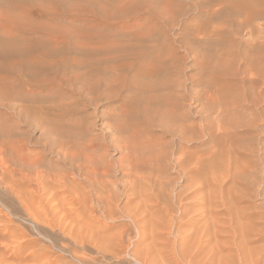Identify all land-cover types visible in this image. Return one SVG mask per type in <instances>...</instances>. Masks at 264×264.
Wrapping results in <instances>:
<instances>
[{"label":"rangeland","instance_id":"374dc122","mask_svg":"<svg viewBox=\"0 0 264 264\" xmlns=\"http://www.w3.org/2000/svg\"><path fill=\"white\" fill-rule=\"evenodd\" d=\"M208 1L213 0H0L1 264H187L181 253L211 215L223 211L236 176L251 186L239 207L258 205L256 211L264 214V47L256 31L263 20L240 29L225 15L205 19L196 6ZM209 2L203 6L218 8ZM257 2L228 0L223 6L257 12ZM214 25L216 35L203 34ZM218 40L226 46L216 47ZM153 62L173 68L176 83L169 90L171 78L163 74L168 87L154 96L155 103L147 102L145 120L170 95L182 106L180 126L191 121L196 127L192 142L174 141L156 121L141 126L133 119L128 98H140L143 89L134 70ZM123 109L130 116L121 119ZM73 113L89 129L85 137L99 143L95 158L73 142L82 134L70 120ZM218 123L230 126L228 137L214 133L208 139L198 129ZM124 135L133 143L125 145ZM135 139L163 148L168 171L138 172L132 163ZM222 152L232 159L231 176L215 184L210 166L220 163ZM189 153H197L196 159L191 155L194 162L173 163L175 155ZM216 153L222 157L212 159ZM107 202L116 207L111 218ZM135 217L143 222L142 232Z\"/></svg>","mask_w":264,"mask_h":264},{"label":"bare ground","instance_id":"6f19581e","mask_svg":"<svg viewBox=\"0 0 264 264\" xmlns=\"http://www.w3.org/2000/svg\"><path fill=\"white\" fill-rule=\"evenodd\" d=\"M216 1V5L218 6V10L213 9V8H204L203 3L197 4V9L199 11H201L202 13L205 14V17L208 19L209 17H211L210 20H213L215 18V15L217 17V15H225V17L223 18L226 21H230V23L234 22L236 23L240 29H243L246 26H250L252 25V21L254 20H263L262 23L259 24L258 26V30L259 31V35H262L263 37H260L261 40V47H264V0H258L257 2V6L259 8V11H251L249 8L250 7H242V9L239 7H235L236 9H230L228 7H224L226 3H228V0H213ZM213 1L209 2V3H213ZM232 1V0H231ZM246 1V0H244ZM208 2H205L208 3ZM215 3V2H214ZM230 3V1H229ZM248 3V2H246ZM224 5V6H223ZM249 5V4H248ZM234 10V11H232ZM225 11V12H223ZM241 12L245 13L246 16H242ZM219 19V18H218ZM224 23V22H223ZM215 26V25H214ZM220 26V25H219ZM195 31V30H194ZM197 33H201L199 29L196 30ZM210 31V32H209ZM208 32L203 33L204 35L207 36H212L216 35L219 32V28L218 27H213L210 28ZM250 32V31H249ZM253 32V31H252ZM252 32L250 34H252ZM258 33V32H257ZM217 37V36H216ZM219 38V37H218ZM242 41L246 44L247 42H249L246 39H242ZM216 47H224L226 46V43L224 41H217L215 42ZM173 49H171L172 51ZM175 54V53H174ZM175 56V55H174ZM149 58V57H148ZM171 58V57H168ZM134 75L136 76L134 79L138 82L139 85H142L143 89L140 92V98L136 97L135 98H128V107H132L134 109V115H133V119L138 122L139 125L141 126H149L151 124H153L155 121L159 124V126L161 127L160 129H162L164 132L166 133H172V137L174 139V141L178 142V141H187V142H192L191 139L192 138V134H193V128L195 127L191 121H189V123L185 124V127H181L180 126V119L178 118L177 112H179V110L182 108L181 105L177 104L176 102H174L175 98H171L170 95H164L166 98H161V100L163 99V102H161L160 104L163 105L164 107H160L155 113L153 112L151 115H154L153 117L151 116V118L146 121L145 118H148L147 115H149V113L146 114V111L148 108H150V103L154 102V96L156 95H160L162 96V94H157L159 92H163V89H166V87H168L169 90H173L174 84L176 82L172 81L173 75H174V70L173 68L166 67V65L163 63L161 64H154L151 66H144V67H139V69L134 70ZM166 75L167 77L171 78V81L168 82L170 83L168 86H166L165 83H163V78L162 76ZM175 79V78H174ZM173 83V84H172ZM165 84V85H163ZM178 84V83H177ZM226 89V88H225ZM224 89V90H225ZM228 90V89H226ZM225 90V91H226ZM177 91V90H176ZM220 91V90H219ZM223 91V89H222ZM176 93V92H175ZM231 93V91H230ZM164 94V93H163ZM223 94V92L221 93V95ZM226 96V95H225ZM100 98V96L98 97V99ZM157 98V97H156ZM97 101V100H95ZM150 102V103H147ZM135 104V107H133L132 105ZM153 104V103H152ZM234 107V106H233ZM192 112V109H191ZM119 116L122 117L121 119H123L124 115H129L130 116V111L128 110H120L119 112ZM218 112L214 111V114H217ZM60 114V113H59ZM211 116L213 115L212 112L209 113ZM72 115H75L76 119L72 120L71 117ZM188 115V114H187ZM193 115H195V113H193ZM192 115V116H193ZM82 116V115H81ZM150 116V115H149ZM186 117V116H185ZM184 118V117H183ZM129 119V118H128ZM186 119V118H184ZM194 119V117H193ZM229 119V117H228ZM22 120V119H21ZM70 120L72 122H75V126L74 129L76 130V127L78 128V130L82 133L81 135H77L74 138L73 142H79L82 145L81 151L82 153H85L88 151L93 158H95L96 156V152L95 149L98 147L97 143H94L93 139H87L85 137V134L89 131L88 128H84L81 126V123L83 121L82 117H79L77 115V113H73L70 116ZM189 120V119H188ZM187 121V119H186ZM214 121V120H213ZM70 122V121H69ZM129 122V121H128ZM231 122V121H230ZM214 123V122H213ZM41 127V126H40ZM116 128L118 130L123 129V133L126 131V129L124 128V126H122V124L120 123V121H118V125L116 126ZM127 128V127H126ZM196 128V127H195ZM230 126L226 125L225 123H218L215 125V127H211V126H204L202 127V125L198 126V129L200 131V133L206 134L207 137H212V134L216 133L217 135L219 133H225L226 136L228 135V130H229ZM128 130V128H127ZM195 131V130H194ZM155 133V132H154ZM157 133V132H156ZM141 133H139L140 135ZM151 137L157 138L158 140L162 139V138H158L156 135H153V133H150ZM198 134V133H197ZM83 135V136H82ZM137 136V135H135ZM141 136V135H140ZM143 136V135H142ZM145 136V135H144ZM220 135L218 136V138H222ZM160 137V136H159ZM197 138V136H195ZM204 137V136H203ZM208 137V139H209ZM228 137V136H227ZM95 138V137H94ZM223 139V138H222ZM125 141V145L129 144V140L125 138L124 135V139ZM153 140V139H152ZM157 140V141H158ZM218 140V139H217ZM221 140V139H220ZM153 141H156L155 139ZM173 141V142H174ZM209 141V140H208ZM216 141V140H213ZM69 142V141H68ZM131 143H133V139L130 140ZM234 142V141H233ZM162 143V142H161ZM217 144L218 141L216 142ZM69 144V143H68ZM134 145L135 147L133 148L134 152H135V157H132V163L134 164L135 169L138 172H145L147 169H152L153 171H156L157 173L160 172H164V171H168L167 166L166 168L163 166L162 161H165L166 158H169L168 155L164 157V151L163 148L162 150L157 151V144H154L152 141H143V143H139L138 139L134 140ZM154 144V145H153ZM176 144V143H175ZM212 144H215L212 143ZM216 144V145H217ZM225 144V143H224ZM232 144V143H231ZM167 145V144H166ZM221 145V144H220ZM227 145V144H226ZM71 146L69 145L68 148H70ZM229 148V147H228ZM154 149V150H153ZM160 149V148H158ZM221 150V149H220ZM156 152V155H155ZM228 152V151H227ZM224 152H222L223 154ZM230 154V152H228ZM237 153V152H236ZM79 153H77L76 151H73V155H77ZM137 154V156H136ZM152 154V155H151ZM167 154V153H166ZM165 154V155H166ZM220 154L218 156V153H216L215 156H212V159H217L222 157ZM196 159V155L197 153H192L189 155H180L176 156L175 155V165L177 167H184L187 166V162L186 160H193L192 156ZM128 159L130 161L131 157H130V153L127 154ZM143 156H146L143 157ZM173 156V155H172ZM41 159V158H39ZM173 158H170V160L172 161ZM149 160H151L152 162H149ZM232 160L228 155L223 154L222 159H220V163L218 164L215 163L213 165H211L210 167V175L211 178L213 179V181L216 183H219L222 179L227 178L228 176L230 177V170L229 168H231V161ZM219 161V160H218ZM43 162V161H42ZM86 162V160H85ZM83 162L81 164V166L83 167L82 170L86 169V163ZM166 162V161H165ZM163 162V163H165ZM169 162V161H168ZM194 162V160H193ZM192 162V163H193ZM240 162H243L242 160ZM191 163V162H190ZM230 163V164H229ZM168 164V163H167ZM195 164V163H194ZM40 165V164H39ZM102 165V164H101ZM105 165V164H104ZM151 166V168L149 167ZM243 166V165H242ZM193 167V164H192ZM37 168V167H36ZM42 168V167H41ZM91 168V167H90ZM103 168V167H102ZM177 169V168H175ZM192 169V168H191ZM93 170V169H92ZM104 170V169H103ZM193 170V169H192ZM209 170V168H208ZM232 170V168H231ZM236 170L239 172L240 170V166L237 165L236 166ZM3 171V170H2ZM81 171V170H80ZM95 171V170H94ZM236 171V173H237ZM84 172V171H83ZM221 172V173H220ZM223 172V173H222ZM171 173V172H170ZM201 173V172H200ZM219 173V174H217ZM232 173V172H231ZM95 174V173H94ZM220 174H224V177H220L218 178V176ZM236 175H240L239 173L235 174ZM245 175V174H244ZM243 175V176H244ZM72 176V175H71ZM234 177V175H232ZM95 177V176H94ZM92 177V178H94ZM88 182H90L91 186L93 188H95L97 185L98 181H95L96 183H94V181H91V178L88 176ZM97 179V178H96ZM255 179V178H254ZM253 179V180H254ZM78 180V179H77ZM95 180V179H94ZM105 180V179H104ZM109 181V180H108ZM106 182V181H105ZM112 183V180H111ZM84 186V185H83ZM82 186V187H83ZM194 187V186H193ZM250 183L249 182H245L244 179H242L240 176L239 177H234L232 180V185L231 187L227 190V194H226V198L225 200L222 202L221 206L223 207V211H218L216 214L214 213L213 215H211V219L208 222L207 226L205 229L202 228V232L199 235V232L196 234V238L194 243L191 242V244H193L192 246H190V248H188V252L183 250V253H181L183 256H186L187 259V264H264V246L260 245L263 241H264V214L261 215L260 212L256 211L257 209H260V206L258 205H254V206H249V208L247 209L246 207H239V204H241L242 202H244L245 197L247 196L243 190H248L249 192L250 190ZM99 188V187H97ZM101 188V187H100ZM92 189V188H91ZM253 189V188H252ZM87 190V189H86ZM86 190H84L85 192H87ZM263 191H264V187H263ZM226 192V191H225ZM99 193H101L99 191ZM113 193V191H112ZM194 194V193H193ZM197 194V193H196ZM99 194L95 195L98 196ZM106 196V194H104ZM112 195V194H110ZM197 196V195H196ZM109 197V196H108ZM198 197V196H197ZM98 198V197H97ZM104 198V197H102ZM91 198H89L90 200ZM83 200V199H82ZM85 200V199H84ZM107 200V199H106ZM264 201V198L262 199ZM97 201V200H96ZM99 201L102 202L101 199V194H100V198ZM171 201V200H169ZM91 202H93L91 200ZM84 203V201H83ZM105 203V200L103 201V204ZM108 203V202H107ZM106 203V205L110 206L112 202H109L108 204ZM86 206V203H84ZM88 205V204H87ZM264 205V203H262V206ZM90 206V205H88ZM108 206V211L106 212V216H108V218L113 216V211L114 209H116V207H114V209H112V207ZM220 206V207H221ZM261 206V207H262ZM218 207V206H217ZM90 208V207H89ZM91 208H92V204H91ZM106 208V207H105ZM171 206H170V202L167 205V209L170 210ZM251 209V210H250ZM214 210V209H213ZM253 210H255L253 212ZM216 211V210H215ZM188 213V210H182L181 214L178 218H180V220H183L186 215ZM104 214V213H103ZM82 215V214H81ZM91 217V216H89ZM220 218H222V220H220ZM1 219V218H0ZM115 219V218H114ZM4 220V219H2ZM37 220V219H36ZM92 220V218H91ZM135 225L137 226L138 230L141 231L142 230V226H143V222L141 223L140 221L136 220V217L133 219ZM206 221V220H205ZM3 222V221H2ZM52 222V221H51ZM104 222V221H103ZM146 222V221H145ZM206 222V223H207ZM4 223V222H3ZM41 223V222H39ZM77 223V222H76ZM89 223V222H88ZM101 223V222H100ZM116 223V222H115ZM44 224V223H43ZM146 224V223H145ZM59 225V223H58ZM80 225V224H79ZM66 226V225H65ZM92 226V225H91ZM202 226V225H201ZM135 227V226H134ZM155 227V226H153ZM68 228V227H67ZM96 228V227H95ZM127 228V226H126ZM149 228V227H148ZM58 229V228H57ZM107 229V228H106ZM152 229V228H151ZM167 229V227H166ZM1 230V229H0ZM4 230V229H3ZM20 230V229H19ZM64 230V229H63ZM79 230V229H78ZM100 230V229H99ZM125 230V229H124ZM127 230V229H126ZM190 230V229H188ZM192 230V231H191ZM190 232L192 233L194 231V229H191ZM196 230V229H195ZM200 230V229H198ZM77 231V230H76ZM91 231V230H90ZM123 231V230H122ZM136 231V230H135ZM168 231V230H167ZM10 232V231H9ZM17 232V230H16ZM64 232V231H63ZM83 232V231H82ZM105 232V230H104ZM142 232V231H141ZM148 232V231H147ZM160 232V231H159ZM195 232V231H194ZM197 232V231H196ZM195 232V233H196ZM13 233V232H12ZM11 233V235H12ZM19 233V232H18ZM21 233V232H20ZM81 233V232H79ZM85 233V232H84ZM83 233V234H84ZM124 233V231H123ZM122 233V234H123ZM134 233V232H133ZM151 233V232H150ZM156 233V232H155ZM3 234V233H2ZM25 234V233H24ZM29 234V233H28ZM67 234V233H66ZM75 234V233H74ZM109 234V233H108ZM114 234V233H113ZM118 234V233H116ZM114 234V235H116ZM126 234V232H125ZM10 235V234H9ZM16 235V234H15ZM20 235V234H18ZM70 234H68L69 236ZM80 234H78L79 236ZM85 235V234H84ZM93 235V234H92ZM105 235V234H104ZM158 235V234H157ZM160 235V234H159ZM169 235V234H168ZM188 235V234H187ZM198 235V236H197ZM81 236V235H80ZM153 236V235H152ZM155 236V235H154ZM11 237V236H10ZM102 237V236H101ZM114 236H112L113 239ZM121 237V236H120ZM125 237V236H124ZM149 237V236H148ZM157 237V236H156ZM195 237V235H194ZM193 237V238H194ZM13 238V237H12ZM85 238V237H84ZM88 238V237H87ZM105 238V237H104ZM138 238V237H137ZM141 238V236H140ZM152 238V237H151ZM150 238V239H151ZM155 238V237H154ZM190 238V237H189ZM94 239V238H93ZM109 239V238H108ZM125 239V238H124ZM130 239V238H129ZM25 240V239H24ZM111 240V239H110ZM120 240V239H119ZM157 240V239H154ZM93 241V240H92ZM103 241V240H102ZM112 241V240H111ZM140 241V240H139ZM152 241V240H151ZM52 242V241H51ZM125 242V241H124ZM181 242V241H180ZM184 242V241H183ZM182 242V245H184ZM190 242V241H188ZM188 242H186L185 244L187 245ZM4 243V241H3ZM35 243V242H34ZM33 243V244H34ZM114 243V242H113ZM112 243V244H113ZM154 243V242H153ZM157 243V242H156ZM30 244V243H29ZM28 244V245H29ZM111 244V245H112ZM155 244V243H154ZM27 245V243H26ZM25 245V246H26ZM63 245V244H62ZM180 245V244H179ZM97 246V245H96ZM102 246V245H101ZM106 246V245H105ZM115 246V245H114ZM189 246V245H187ZM161 247V246H160ZM101 248V247H100ZM110 248V247H109ZM171 249V248H170ZM190 249V250H189ZM7 250V249H6ZM106 250V249H105ZM135 250V249H134ZM111 251V250H110ZM172 251V250H171ZM174 251V250H173ZM180 251V250H179ZM169 252V251H168ZM44 253V252H43ZM110 253V252H109ZM175 253V251H174ZM173 253V254H174ZM116 254V253H115ZM120 254V253H119ZM8 255V254H7ZM81 255V254H80ZM25 256V255H24ZM33 256V254H32ZM147 256V255H146ZM8 257V256H7ZM163 257V256H162ZM161 257V258H162ZM181 257V256H180ZM4 258V257H3ZM27 258V257H26ZM33 258V257H32ZM136 259V258H135ZM143 259V257H142ZM177 259V258H176ZM175 259V260H176ZM184 259V258H183ZM146 260V259H144ZM154 260V259H153ZM21 261V260H20ZM48 261V260H47ZM177 261V260H176ZM3 262V261H2ZM41 262V261H40ZM81 262V260H80ZM150 263V262H149ZM1 264V263H0ZM33 264V263H32ZM37 264V263H36ZM40 264V263H39ZM152 264V263H151ZM158 264V263H157ZM167 264V263H166ZM170 264V263H169Z\"/></svg>","mask_w":264,"mask_h":264},{"label":"crops","instance_id":"0c3cea01","mask_svg":"<svg viewBox=\"0 0 264 264\" xmlns=\"http://www.w3.org/2000/svg\"><path fill=\"white\" fill-rule=\"evenodd\" d=\"M203 5H206V4H203ZM207 7V6H206ZM204 8H205V6H204ZM205 19H207L206 17H205Z\"/></svg>","mask_w":264,"mask_h":264}]
</instances>
